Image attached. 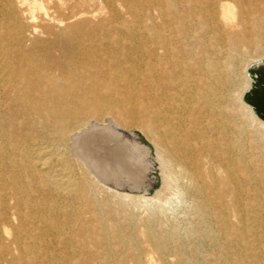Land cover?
<instances>
[{
  "label": "bare ground",
  "instance_id": "obj_1",
  "mask_svg": "<svg viewBox=\"0 0 264 264\" xmlns=\"http://www.w3.org/2000/svg\"><path fill=\"white\" fill-rule=\"evenodd\" d=\"M0 264H264V0H0Z\"/></svg>",
  "mask_w": 264,
  "mask_h": 264
},
{
  "label": "rangeland",
  "instance_id": "obj_2",
  "mask_svg": "<svg viewBox=\"0 0 264 264\" xmlns=\"http://www.w3.org/2000/svg\"><path fill=\"white\" fill-rule=\"evenodd\" d=\"M117 8H118L117 10L119 12V15H120L121 19H123L125 21H130V22L132 21L133 17L127 11V9L125 7H123L120 4L118 5V3H117ZM104 13H106V11ZM59 51L60 50L53 49V50H51V53L57 54ZM159 185L160 184H158L157 187H159ZM173 199H175L173 201L174 203L172 201L170 203H161V202H159L158 205L161 206L164 209V211H165L164 213L166 214V216L164 217V215H163V217L165 219H167L169 222L178 221L181 225L186 221V219L188 217H190L192 219L193 218V216H192L193 214L191 213L192 212L191 203L189 201H185V200H183L184 202L182 200H180V199L178 200V198L176 196H174V195H173ZM186 203H187V205H186ZM140 213H142V211H140Z\"/></svg>",
  "mask_w": 264,
  "mask_h": 264
}]
</instances>
